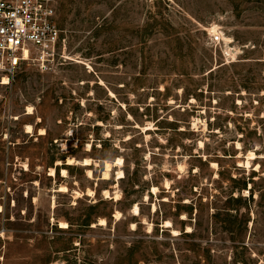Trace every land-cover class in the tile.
<instances>
[{
	"label": "rangeland",
	"instance_id": "1",
	"mask_svg": "<svg viewBox=\"0 0 264 264\" xmlns=\"http://www.w3.org/2000/svg\"><path fill=\"white\" fill-rule=\"evenodd\" d=\"M57 1L66 59L0 85V264H264V0Z\"/></svg>",
	"mask_w": 264,
	"mask_h": 264
},
{
	"label": "built area",
	"instance_id": "2",
	"mask_svg": "<svg viewBox=\"0 0 264 264\" xmlns=\"http://www.w3.org/2000/svg\"><path fill=\"white\" fill-rule=\"evenodd\" d=\"M57 0H0V85L22 64L50 67L66 59L67 40L57 20ZM214 43L223 41L211 33Z\"/></svg>",
	"mask_w": 264,
	"mask_h": 264
},
{
	"label": "bare ground",
	"instance_id": "3",
	"mask_svg": "<svg viewBox=\"0 0 264 264\" xmlns=\"http://www.w3.org/2000/svg\"><path fill=\"white\" fill-rule=\"evenodd\" d=\"M225 40H228V41H231V39H229V38H224ZM78 59V58H77ZM76 61H78V62H82L81 60H76ZM8 83V79L7 78H5L4 79V84H7ZM33 113V109H32V107H28V114H32ZM26 131L28 132V133H32L33 132V126L32 125H30V124H27L26 125ZM41 134H45V130L44 129H41ZM89 145V144H88ZM65 146V145H64ZM89 150V149H88ZM250 155L251 156H254L255 154H254V152H250ZM91 158H84L83 160H82V162H79V161H77V160H75L74 158H70V159H68V164L69 165H73V164H82L83 166H88V165H91ZM123 165V159L121 158V157H118V158H116L115 159V161L113 162V163H111V162H109V161H106L105 162V170H104V172H103V179L104 180H108V179H110V172H111V170H112V166H122ZM247 165H249V161L247 162ZM54 169H52L51 170V175H54ZM68 173V171H67V169H65V168H63L62 169V175H64V176H66V174ZM87 174H88V177H90V178H92L93 177V172L91 171V170H87ZM123 171L122 170H120L119 172H118V175H120L118 178L120 179V178H122L123 177ZM153 191H157V187L156 186H154L153 187ZM89 194H91V193H93L92 192V190H90L89 192H88ZM105 193L108 195V190H105ZM133 210H134V213L135 214H138L139 213V205H137V204H135V206H134V208H133ZM0 211H1V208H0ZM117 216H120V213L118 212L117 214H116ZM100 224L101 225H105L106 224V220L104 219V218H102V219H100ZM134 225V224H133ZM163 226L164 227H171V222L170 221H164V224H163ZM172 232L174 233V234H178V231L176 230V229H173L172 230Z\"/></svg>",
	"mask_w": 264,
	"mask_h": 264
},
{
	"label": "trees",
	"instance_id": "4",
	"mask_svg": "<svg viewBox=\"0 0 264 264\" xmlns=\"http://www.w3.org/2000/svg\"><path fill=\"white\" fill-rule=\"evenodd\" d=\"M214 70H215V69H211V70H210V73H212ZM232 198L235 199L234 196H232ZM238 198H239V196H238ZM165 221H167V220H165ZM168 221H170V220H168ZM70 225H72V223H70ZM173 225H174V224H173ZM171 228H172V224H171ZM185 234H186V233H185Z\"/></svg>",
	"mask_w": 264,
	"mask_h": 264
}]
</instances>
